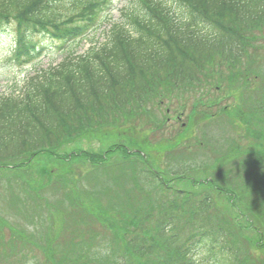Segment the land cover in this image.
Segmentation results:
<instances>
[{
	"label": "trees",
	"instance_id": "trees-1",
	"mask_svg": "<svg viewBox=\"0 0 264 264\" xmlns=\"http://www.w3.org/2000/svg\"><path fill=\"white\" fill-rule=\"evenodd\" d=\"M130 1L132 7L127 9L124 22L112 26L104 43L57 70L36 77L23 93L0 99V189L4 191L0 193V228L5 226L8 206H24L25 211H21L28 215L23 218L38 219L40 216L39 208L19 196L26 192L27 186L41 188L32 173L34 169L54 162L83 163L96 168L99 175H112L106 185V195L89 194L87 199L85 192H73L75 212L70 215V221L62 217L57 230L53 228L55 223L50 216L45 227V243L35 244L44 250L42 254L47 258V264H137L138 258L149 260L164 251V255L172 256L166 264H232L233 251L226 250L224 239L217 244L211 231L206 229H201L205 233L200 239L197 240V230L179 243L180 237L166 238L167 226L161 219L162 231L157 242L147 245L146 240L132 235L136 233L132 231L133 227L138 229L136 226H141L144 231L143 222H148L154 211L150 210L151 207L144 210L133 205V192L123 191L121 185L116 187L125 193V197L118 194L122 203H117V207L111 204L99 207L98 203L99 199L111 196L109 184H119L124 172L134 180L138 171L144 175L143 172L149 169V175L157 179L159 173H154L155 162L148 153L154 146L165 143L163 136L170 123L168 109L163 106L172 98H179L183 89L199 86L205 80L211 81L213 75L222 77L219 69L224 66L235 71L234 68L247 57L248 50L256 49L254 32L264 26V0ZM111 2L68 0L66 5L65 0H0V43L12 37L20 45V52L31 56L34 45H42L41 40L67 42L91 30ZM253 68L254 64L250 70ZM249 105L254 107L252 111L264 110L260 99L255 105L250 102ZM256 129H253L255 133ZM145 133L149 134L146 138L138 136ZM258 135L264 137L262 133ZM161 137L163 140H158ZM103 138L115 139L112 144L105 145L109 150H84L86 143H103ZM126 139L130 148L122 142ZM72 144L77 148L66 153ZM257 145L264 147L259 142ZM138 146L141 149L151 146V149H145L146 155L138 151ZM119 153L121 161H115L112 166L113 155ZM260 154L262 158L255 155L250 161L249 176L260 181L255 194L264 195L260 180L264 179V150ZM182 157L172 155L171 161L182 165ZM115 170L119 171L114 173ZM241 171L246 173L248 169ZM4 181L11 185L7 187ZM19 181H25V184L20 186ZM93 183L98 184L99 177H95ZM204 183L206 190L211 188L221 193L214 180ZM151 185L146 186L152 189L155 184L151 181ZM157 186L164 195L167 190H172L162 180L154 187L157 189ZM45 189L44 184L41 191L45 192ZM131 190L135 192L136 188ZM224 190L221 196H227L230 203L238 206L242 216L250 218L248 215L251 216L252 212L243 204V194H238L230 186H225ZM70 195L68 191L64 200L71 203ZM241 202L245 208L241 207ZM208 203L206 200L205 206ZM259 211L264 228V201ZM119 214H125L123 219L128 217L129 220H121ZM249 220L251 224L252 220ZM96 222L109 227L107 231L110 232L102 240L86 236V230H92ZM82 226L85 234L79 229ZM18 227L12 229L13 233L17 232L16 236L0 242V264H8L9 260L12 264L31 263L23 247L32 239L25 237L27 233L20 237ZM253 227L255 229V225ZM71 230L81 232L82 237L71 241ZM258 233L263 239L264 229ZM15 238L25 246L19 243L21 247H13L18 245ZM260 239L255 237V248L264 251V239ZM212 246H218L219 250L211 249ZM96 247L100 249L94 251ZM201 247L208 248V253L215 252L208 261L198 259L197 263L189 255H192V249L197 251Z\"/></svg>",
	"mask_w": 264,
	"mask_h": 264
},
{
	"label": "rangeland",
	"instance_id": "rangeland-1",
	"mask_svg": "<svg viewBox=\"0 0 264 264\" xmlns=\"http://www.w3.org/2000/svg\"><path fill=\"white\" fill-rule=\"evenodd\" d=\"M127 3V0H122L121 3L118 4L113 13L114 22L119 20V10L121 7L124 8ZM126 8H128V5ZM102 31L99 32L97 37H94L95 41H104V38L100 36L102 35ZM254 36L257 40L255 43L256 49L254 50L251 48L248 50L247 57L243 58L242 62L234 68L235 71H229L230 68L224 66L219 69V71L223 73L222 77L213 75L211 76V81L205 80L199 86L186 90L183 89L182 95H180L179 98H172L170 102L169 106L172 107L173 111L171 118L176 115V111H179L183 113L184 119H189L188 117L191 115L194 106H198L196 108L198 117L207 116L208 118H213L212 120H205L206 122L203 121V123H200L196 118L191 122L194 128L188 129V131H185L186 128L182 130L181 124L177 125L176 122L173 121L171 123V125H173L172 131L165 134L177 137L179 134L175 135V132L181 129L180 132H183V135L186 137L181 141L176 140L172 142L171 148L156 145L152 149L151 146L141 149L138 146V151L141 150L143 154L147 155L145 149H151L148 155L154 152L158 154L161 159L163 158L159 164L160 171L162 175L166 177V180L170 181L168 186L169 188L172 187V190H167L164 195L161 193V187L157 186L159 188L156 189L153 186L152 189H149L146 186L147 184L151 185L153 177L141 175L138 171V173L135 174L136 179L132 180V178L129 179L125 172L122 171L124 174L120 177L119 184H109L111 196L99 199V207H105L109 204L113 207H117V203H122L118 194L125 197V193L117 188H120L121 185L124 187L123 191L133 192V205L138 208H143L144 210H148L151 207L150 210L153 209L152 211L154 212L151 214L148 222H143L142 226H145L144 231L142 232L141 226H136L139 227L138 229L134 227L132 229V231H136V233L132 235L146 240L148 242L147 245L158 241L157 237H160V231H162L161 226L164 223H171L167 238L180 237L179 243H181V240L185 237L187 238L192 232L193 226L191 223L197 221L199 219L198 215L201 214L202 218L198 220V223L201 224V228L204 230L206 229L205 231L213 230L211 232L214 234L213 237L215 238L218 237V234L222 235L221 239H224L226 249L228 248L233 251V255L231 256L233 258V261H231L232 264H264V251L261 250L259 252L256 250V243H254L255 237L256 239H260L258 230L264 229L263 225L261 226L262 220L260 219L261 214L259 211L260 205L264 201V195L260 193L258 195L255 194L256 189L260 186V181H255L254 178L251 184L246 181H250V161H252L255 155L256 157L262 158L263 155H261L260 152L264 150V147L257 145L258 142L264 144V137L260 138L258 135V133L264 134V110L260 111L259 109V111H257V109H254L253 112L252 108L254 107L249 105V102L255 105L256 101L259 99L262 104L264 103V26L259 31H255ZM92 37L90 36L83 42L77 50L78 55L85 54L91 47ZM6 47L8 48L6 44L0 47V96L12 93L11 86L15 85L13 83L19 84V86L22 87L29 77L34 76V72L25 69L23 72L19 70L13 71L9 64H4L3 59H6L9 51ZM64 57L65 56L61 54L57 56V58L47 57L43 61L42 66L46 68L50 63L56 65L60 63ZM253 64L254 68L250 70ZM216 86H219V88L215 89ZM259 96H261V98H258ZM199 103H201V105H198ZM200 120L204 119L200 118ZM255 128H258L256 129L258 130L257 133L253 131ZM147 135L149 134H138L141 138H146ZM162 138L163 137L158 140H163ZM114 140L115 139L103 138V147L106 148L105 145L112 144ZM122 142L126 143L127 148H130L127 139L122 140ZM75 148L77 147L72 146L69 151L71 152ZM87 148L96 152L102 150V146L98 142L89 144ZM168 150L173 151L168 155L183 156L182 165L174 160L168 161L164 157L165 152ZM231 150L234 155L232 154L222 161L226 153ZM116 157H121V155L118 154ZM150 157L151 161L154 162L156 160V158ZM254 162H256V159H254ZM58 163L59 162H54L50 165H42L32 172L37 179L36 183L39 182L41 184V188L44 184L46 185L45 192H42L41 188L27 186L26 192L24 191L22 194H19V196L26 202H29L31 206L39 208L40 213L38 214L40 216L38 219H31L28 216L27 218H23L24 215H28V213L25 214L22 212L23 210L25 211V207L20 204L15 208H10V206L7 205L9 209L8 213L12 216L6 215L5 226L0 228V242H7L12 236H16L17 232L14 231L13 233L12 229H16L17 225H19L18 228L20 232L18 234H20V237L23 236L24 233H27L25 237L29 240L32 239L31 243L25 242L28 243L25 246V244L15 238L18 245H14L13 247L18 248L21 247L19 243L23 244L25 246L23 247V252L30 256L28 258V261L31 262L30 264H47V258L42 254L44 250L35 244L45 243L43 241V238H46L45 227L48 226L50 216L52 222L54 221L55 223L54 226L52 225L53 228L56 230L59 229V221L62 217L65 216V218L67 217V220L70 221V215L75 212L72 207V203L75 202L74 193L85 192V194H87L86 196H88L87 199H89V194H96V196L99 195L100 197L105 196L107 182L112 177V175L100 174L99 183L94 184L92 181L93 177L98 173L93 174L94 172L90 166L83 163L72 166L65 163ZM79 164L84 168L80 167ZM155 167L157 168L156 171L160 173V171H158V165ZM216 168L220 171L217 172ZM120 169L125 170L126 168L120 167ZM247 169L248 171H246ZM241 170H245L246 173H240L242 172ZM177 173L178 175H176ZM216 173L220 175L217 176ZM240 174L244 175V179ZM262 174H264V170ZM165 177H162V179ZM223 177L225 179H223ZM139 178L144 179L148 183L143 185L144 181H140L137 184ZM211 178L216 179L215 182L217 188H219L217 191L222 193L225 191V186H230V188L237 190L238 194L240 192L241 195H244H242V202L246 208L250 207L252 215L249 216L247 214L250 218L242 216L240 210H238V206L232 205L230 201L227 200L228 198L226 196H221L224 194L216 193L214 192L215 189L211 188L206 190L207 188H205L204 182H209ZM29 180L32 183L34 182L33 179ZM260 180L261 189H263L264 179ZM5 183L6 181L3 182V184ZM18 184L23 186L25 181H19ZM10 185L6 183L7 187ZM61 185L67 190H63L64 188ZM76 185L77 187L74 188ZM142 186H144V188ZM133 187L136 188L135 192L131 190ZM177 189L183 192H178ZM68 191L71 192V203L64 200V196L68 194ZM3 192L4 191L0 189V193ZM41 193H43V196ZM188 196H190V198ZM205 200L209 202L206 206L208 207L207 209L203 204ZM34 202L38 205H33L35 204ZM201 202L203 203L200 204ZM242 202L240 203L241 207L245 208ZM151 204L154 206H151ZM2 209L4 210V208ZM83 210L84 208L81 207V212H83ZM109 213L114 216V213ZM41 216L43 217L40 218ZM119 216L121 220H129L128 217L123 219V217L126 216L125 214H119ZM171 216H173V219ZM161 219L164 220L163 224H161ZM249 219H251L252 222L254 221V223L251 222L250 224ZM72 222L73 220H71V223ZM254 225L255 229L253 227ZM92 228V230L90 228L86 232V236L91 235L92 237L102 239L105 233L100 232L95 226ZM171 228L172 230H170ZM79 229H82L85 234L84 226ZM145 230L147 231L145 232ZM255 234H257V236ZM79 237H82L81 232L71 230V241ZM263 239H260V241ZM163 253L160 252L155 254L149 260L138 258L137 264H166L168 259L172 256L171 254L164 255ZM7 255H11V252H7ZM208 257L209 256H203L200 261L203 262L208 259ZM9 262L11 263V260H9Z\"/></svg>",
	"mask_w": 264,
	"mask_h": 264
}]
</instances>
